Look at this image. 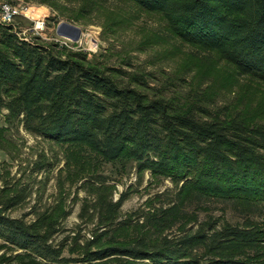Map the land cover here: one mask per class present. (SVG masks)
<instances>
[{
  "label": "trees",
  "instance_id": "16d2710c",
  "mask_svg": "<svg viewBox=\"0 0 264 264\" xmlns=\"http://www.w3.org/2000/svg\"><path fill=\"white\" fill-rule=\"evenodd\" d=\"M127 1L159 16L167 38L192 53L264 79V0ZM26 2L78 21L101 13L110 0ZM19 29L0 24V114L7 112L0 133L22 127L100 163L135 165L174 188L126 217V196L114 202L101 190L96 229L88 239L80 232L70 237L72 257L65 256L69 239L54 240L59 216L13 218L8 212L24 198L0 195V264H264V222L200 219L208 203H232L247 213L264 206V123L226 108L213 112L208 91L167 95L150 88L145 75L103 67L85 52L28 39Z\"/></svg>",
  "mask_w": 264,
  "mask_h": 264
},
{
  "label": "rangeland",
  "instance_id": "374dc122",
  "mask_svg": "<svg viewBox=\"0 0 264 264\" xmlns=\"http://www.w3.org/2000/svg\"><path fill=\"white\" fill-rule=\"evenodd\" d=\"M4 1L45 15V29L39 33L33 31V21L17 17L16 25L28 39L38 37L74 52H85L103 67L145 75L150 88L165 90L167 95L182 89V93L191 91L193 95L208 91L214 95L210 104L213 112L226 108L227 112L264 123L263 78L240 76L218 58L192 53L191 47L167 38L166 25L159 16L144 13L127 0H110L101 13L78 21L62 17L48 5ZM62 23L78 27L82 32L80 40L58 36L57 28ZM6 114H0V129L7 128ZM44 163L52 166L37 170V165ZM173 188L169 180L155 178L149 172L138 173L135 165L100 163L87 151L35 137L22 127H10L0 133V195L24 198L8 215L32 222L39 215L54 212L62 221L54 240L58 243L69 239L67 257L76 256L70 252V237L80 232L88 239L96 229L101 190H105L104 197L114 202L126 196L121 210V217H126L143 208L147 200ZM205 207L209 211L200 212L201 220L211 214L238 225L247 219L264 222V206L251 213L232 203L213 202Z\"/></svg>",
  "mask_w": 264,
  "mask_h": 264
},
{
  "label": "built area",
  "instance_id": "2783aa9c",
  "mask_svg": "<svg viewBox=\"0 0 264 264\" xmlns=\"http://www.w3.org/2000/svg\"><path fill=\"white\" fill-rule=\"evenodd\" d=\"M24 16L34 22L35 26L33 31L39 33L45 29V15L34 17V10L10 4L4 0H0V24L4 26H13L18 29L16 25L17 17Z\"/></svg>",
  "mask_w": 264,
  "mask_h": 264
},
{
  "label": "water",
  "instance_id": "95a60500",
  "mask_svg": "<svg viewBox=\"0 0 264 264\" xmlns=\"http://www.w3.org/2000/svg\"><path fill=\"white\" fill-rule=\"evenodd\" d=\"M81 30L70 24V23H62L57 28V35L63 38L70 39L74 42L79 41L81 38Z\"/></svg>",
  "mask_w": 264,
  "mask_h": 264
},
{
  "label": "bare ground",
  "instance_id": "6f19581e",
  "mask_svg": "<svg viewBox=\"0 0 264 264\" xmlns=\"http://www.w3.org/2000/svg\"><path fill=\"white\" fill-rule=\"evenodd\" d=\"M42 15H43V14H37V13H35V14H34V17H35V18H38L39 16H42Z\"/></svg>",
  "mask_w": 264,
  "mask_h": 264
}]
</instances>
